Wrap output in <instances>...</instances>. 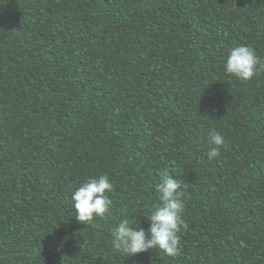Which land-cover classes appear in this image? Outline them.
<instances>
[{
  "label": "trees",
  "instance_id": "trees-1",
  "mask_svg": "<svg viewBox=\"0 0 264 264\" xmlns=\"http://www.w3.org/2000/svg\"><path fill=\"white\" fill-rule=\"evenodd\" d=\"M239 44L264 60V0H0V264H264V72L224 71ZM164 169L180 254L116 251ZM103 174L112 206L85 225L72 193Z\"/></svg>",
  "mask_w": 264,
  "mask_h": 264
},
{
  "label": "clouds",
  "instance_id": "clouds-1",
  "mask_svg": "<svg viewBox=\"0 0 264 264\" xmlns=\"http://www.w3.org/2000/svg\"><path fill=\"white\" fill-rule=\"evenodd\" d=\"M224 71L241 81H248L264 72V60L251 46L239 44L229 50ZM208 145V158L212 160L220 155L225 139L220 132L209 131ZM159 180L156 186L159 204L150 215H146L149 228L145 231L140 227L138 218L121 220L112 228L111 245L116 251L126 256L149 250H159L169 257L180 254V234L188 227L183 219L185 189L168 169L159 172ZM113 190L108 174L89 178L72 193L75 218L85 225L95 226L94 220L109 212L112 200L107 194Z\"/></svg>",
  "mask_w": 264,
  "mask_h": 264
}]
</instances>
